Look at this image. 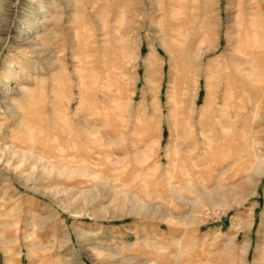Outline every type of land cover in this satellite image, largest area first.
Here are the masks:
<instances>
[{"label": "rangeland", "instance_id": "obj_1", "mask_svg": "<svg viewBox=\"0 0 264 264\" xmlns=\"http://www.w3.org/2000/svg\"><path fill=\"white\" fill-rule=\"evenodd\" d=\"M182 38L186 136L166 106ZM84 131L112 141L71 153ZM0 264H264V0H0Z\"/></svg>", "mask_w": 264, "mask_h": 264}, {"label": "bare ground", "instance_id": "obj_2", "mask_svg": "<svg viewBox=\"0 0 264 264\" xmlns=\"http://www.w3.org/2000/svg\"><path fill=\"white\" fill-rule=\"evenodd\" d=\"M184 41H185L184 38H182L180 40L179 39H171V42H169V43L167 42V44H166V53L170 56V58H172V60L175 59V62L178 60V63H176L175 71H171L168 74V82L170 84L172 83V85L169 84L168 87H167L168 88L167 89L168 90L167 91L168 101H167V105L166 106L168 108L167 117H168V119L170 121L169 122L170 128H172L174 122H176L175 126L177 127V130H178L179 134H182V135L186 136L187 130H189V129H190V132L193 134V132L191 131V128H192L191 127V115H192L191 113L193 111V109H192L193 106L189 105V98H190L191 93L193 91L192 90L193 86H196L197 82H196V80H193L194 77L196 78V76H195V68H194L195 67V54L192 52L193 50H192V47L190 46V44L188 43L189 44L188 45ZM87 52H90V50L86 51V53ZM91 52H93V51H91ZM87 56H89L88 53L85 56V58ZM147 62H148L147 65H149V68H150L151 65H152L151 59H149ZM96 65H98V64H96ZM101 70H102V68H101ZM94 71L91 70L89 65L85 67L84 82H86V83L87 82L88 83H96V84L99 83V80L101 79V74H100V72H98L97 73L98 75L96 76L94 74ZM105 72H107V71H105ZM81 80H83V78H81ZM205 80H206V87H210L212 89L213 85H212V82L210 81V79L207 77ZM107 85H109V84H107ZM226 86H227V84H226ZM100 92H101L102 97L105 99L104 101H107L109 99V96H108V94L106 92H104V86H103L102 89L99 90V93ZM207 94L208 95L205 97V104H204L205 106L200 109V112H199L200 118L198 120V124L196 125V127L200 129V133H199L198 137H199V139H202L201 142L203 143L202 144L203 145V147H202L203 149H205V146L208 145V143L212 140V138L217 139V137L215 135L212 136V138H211V136L208 135L209 134L208 127L210 125H209L208 122H206L207 120L204 119L205 116H207L209 113H212L213 105L215 104L214 103L212 105V101H213L212 100V95L213 94L211 93V91H209V93H207ZM80 95H81V97H86L84 106H88V108H91V106H92L91 109L103 108L104 104L106 103V102L105 103L101 102V104H102L101 105L98 102L96 96H94L95 94H93L89 98L88 96H85V95L83 96V93L81 91ZM87 97H88V99H87ZM197 99H198V94L196 93L194 95V99H193L194 102L191 101V103L192 102L194 103V106H196V104H197ZM226 102H227V97L224 96L223 97V108H224L223 111L226 109L225 107H227V103ZM98 104H100V106H97ZM194 110H195V108H194ZM221 110H222V108H221ZM90 114H92L90 116H93L95 113L91 112ZM227 119L228 118H226V114L223 112L222 115H221V119L216 121V123L213 124V125L220 126V128L225 129L224 127H225V124L227 123ZM147 122H148L147 123V128H149V131H151V128L153 129V127L157 128V125L153 124V122H151V121L150 122L147 121ZM57 129H58V127H57ZM58 135H59L58 139L61 140V134L59 132H58ZM100 135H101L100 138L95 136V132H93V131H92V137H89V134H87L85 131L82 132V133H72V132H70L69 134L66 135V138H65L66 142L64 144L66 146H68L67 148H69V147L72 148V152L71 153H74V154H77V155H81V153L78 152V149L76 147H74V144H78L79 142H82V140L84 138H86V140H85L86 143L90 147H93V148L99 146L102 143H111L112 140L107 138L106 133L101 132ZM221 138L224 139V141H225L224 137L221 136ZM213 145H215V144L213 143ZM211 146H212V144H211ZM195 150H198V148H196ZM261 162L262 161H260L259 166L261 165ZM169 164H171V163H169ZM257 170H259V169L257 168ZM243 203L244 202L241 201L239 204H243Z\"/></svg>", "mask_w": 264, "mask_h": 264}]
</instances>
